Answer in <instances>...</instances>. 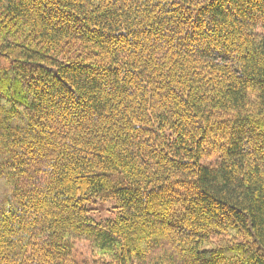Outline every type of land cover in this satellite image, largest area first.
<instances>
[{
    "label": "trees",
    "instance_id": "trees-1",
    "mask_svg": "<svg viewBox=\"0 0 264 264\" xmlns=\"http://www.w3.org/2000/svg\"><path fill=\"white\" fill-rule=\"evenodd\" d=\"M0 264H264V0H0Z\"/></svg>",
    "mask_w": 264,
    "mask_h": 264
},
{
    "label": "rangeland",
    "instance_id": "rangeland-1",
    "mask_svg": "<svg viewBox=\"0 0 264 264\" xmlns=\"http://www.w3.org/2000/svg\"><path fill=\"white\" fill-rule=\"evenodd\" d=\"M92 216L96 220H105L113 216V212L111 209V205L109 202H99L94 205L93 210L91 212ZM88 247L86 244L82 243L79 245V259L85 258L88 256Z\"/></svg>",
    "mask_w": 264,
    "mask_h": 264
}]
</instances>
